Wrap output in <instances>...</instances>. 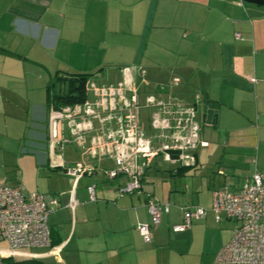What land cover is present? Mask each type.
Segmentation results:
<instances>
[{
	"label": "crops",
	"instance_id": "obj_1",
	"mask_svg": "<svg viewBox=\"0 0 264 264\" xmlns=\"http://www.w3.org/2000/svg\"><path fill=\"white\" fill-rule=\"evenodd\" d=\"M130 65L144 69L145 93H156L158 83L178 77L174 92L184 101L201 95L196 117L207 145L195 150L192 168L218 176L216 185H227L222 189L229 191L254 170L264 173V5L241 0H0V179L58 202L48 204V225L51 247L59 251L33 248L26 260L223 264L215 257L232 235V220L216 223L207 208L204 217L173 232L187 206L170 207L150 228L152 241L146 243L137 225L150 223L149 193L120 195L118 188L129 178H107L101 172L80 177L73 189L71 176L49 166L51 80L86 74L97 83L103 76L115 83L121 67ZM208 109L216 114L214 122L201 121ZM62 156L73 165L80 160L79 145H66ZM90 161L113 166L109 159ZM151 166L141 186L159 170ZM88 186L94 187V199ZM197 205L206 208L188 207ZM0 247L7 248V242L0 239Z\"/></svg>",
	"mask_w": 264,
	"mask_h": 264
},
{
	"label": "built area",
	"instance_id": "obj_2",
	"mask_svg": "<svg viewBox=\"0 0 264 264\" xmlns=\"http://www.w3.org/2000/svg\"><path fill=\"white\" fill-rule=\"evenodd\" d=\"M121 79L115 83H97L93 76L85 83V98L73 105L57 108L50 103L47 121L49 166L60 168L76 181L84 175L101 172L107 178L125 175L129 179L118 193H141V177L155 161L179 167H194L195 150L207 145L200 139L197 104L201 95L187 103L174 88L179 78L158 83L156 93H139L148 87L145 71L137 65L121 67ZM147 123L142 118V111ZM90 133L87 142L85 134ZM79 145L80 160L66 165L63 152L66 145ZM109 159L112 167H102L90 161ZM73 189L70 205L73 206ZM90 199L94 187L88 186ZM57 206V198L37 191L28 192L20 184L9 186L0 179V239L7 248H0V264L6 259H25L33 248L50 247L56 254L60 247H51L48 215ZM146 207L150 223H139L137 230L144 242L152 241L151 227L169 211V203L147 195ZM210 210L216 223L233 221L229 241L218 251L215 261L223 264H264V173L254 170L235 191H212ZM182 222L172 225L173 232L190 226L193 219L202 218L206 208L182 207Z\"/></svg>",
	"mask_w": 264,
	"mask_h": 264
},
{
	"label": "rangeland",
	"instance_id": "obj_3",
	"mask_svg": "<svg viewBox=\"0 0 264 264\" xmlns=\"http://www.w3.org/2000/svg\"><path fill=\"white\" fill-rule=\"evenodd\" d=\"M99 80H101L99 81L100 83H109L110 81L114 82L115 79L103 76ZM144 93L143 91L139 93L141 103L144 100ZM141 112L143 113V120L148 124L147 116H145L143 110ZM156 165L159 170L155 173L153 172L152 177H149L146 182L142 183V190L149 194L152 192V196L161 202H169L171 208L178 206L191 207V205L195 204L205 205L206 209L210 208L212 191L229 187L227 185H216L220 181L219 177L212 175L208 171L200 173L192 167L171 166L161 160H158L151 168L153 169ZM224 178H230V176ZM168 195H170L169 198Z\"/></svg>",
	"mask_w": 264,
	"mask_h": 264
},
{
	"label": "trees",
	"instance_id": "obj_4",
	"mask_svg": "<svg viewBox=\"0 0 264 264\" xmlns=\"http://www.w3.org/2000/svg\"><path fill=\"white\" fill-rule=\"evenodd\" d=\"M90 75L72 74V75H57L48 84V94L50 103L57 108L64 105H73L82 102L85 98V83ZM58 86V89L55 87ZM7 264H42L37 259H25L16 261L6 259Z\"/></svg>",
	"mask_w": 264,
	"mask_h": 264
},
{
	"label": "water",
	"instance_id": "obj_5",
	"mask_svg": "<svg viewBox=\"0 0 264 264\" xmlns=\"http://www.w3.org/2000/svg\"><path fill=\"white\" fill-rule=\"evenodd\" d=\"M241 1L247 2V3H254L258 5H264V0H241ZM201 118H202L201 119L202 122L211 123V122H214L216 118V114H214L211 109H208L202 114Z\"/></svg>",
	"mask_w": 264,
	"mask_h": 264
}]
</instances>
